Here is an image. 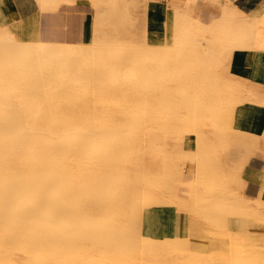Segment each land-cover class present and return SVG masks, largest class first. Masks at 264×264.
Here are the masks:
<instances>
[{
  "label": "bare ground",
  "instance_id": "6f19581e",
  "mask_svg": "<svg viewBox=\"0 0 264 264\" xmlns=\"http://www.w3.org/2000/svg\"><path fill=\"white\" fill-rule=\"evenodd\" d=\"M82 1L92 11L86 40L68 34L65 15ZM34 2L27 16L0 0L13 8L0 11V264H209L212 254L256 264L262 254L246 243V260L235 239L200 251L203 223L190 213L222 217L214 223L226 233H264V195L244 193L264 127L234 125L237 104H264V88L231 69L236 52L264 51V9L168 0L165 40L153 44L148 0ZM178 128L196 130V150L170 144L162 166L147 165L145 146ZM171 152L197 163L189 192ZM161 204L171 207L147 209Z\"/></svg>",
  "mask_w": 264,
  "mask_h": 264
},
{
  "label": "crops",
  "instance_id": "0c3cea01",
  "mask_svg": "<svg viewBox=\"0 0 264 264\" xmlns=\"http://www.w3.org/2000/svg\"><path fill=\"white\" fill-rule=\"evenodd\" d=\"M147 14V40L153 44H161L166 37L165 25L169 18L170 9L168 0H151ZM235 4L246 12L257 10L259 13L264 9V0H233ZM221 3V0H218ZM15 10L25 15L35 11L36 5L32 0V8L21 11L12 0ZM167 3V4H166ZM163 5V6H162ZM203 4L201 7L203 8ZM67 32L71 36L81 35L83 39L89 38L92 11L85 1L69 5L66 11ZM89 17L87 31L86 21ZM160 19V21H159ZM157 23V24H156ZM163 23V24H162ZM158 26V27H157ZM151 30V31H150ZM164 30V31H163ZM151 35V36H150ZM160 36V38H158ZM162 39V40H161ZM164 39V40H163ZM260 52V53H259ZM236 52L231 69L250 80L251 86H262L264 88V51ZM234 125L251 134H259L264 127V104L254 100L245 99L237 104L234 110ZM264 150V146L262 148ZM246 183L244 193L250 197L264 195V156H251L244 170Z\"/></svg>",
  "mask_w": 264,
  "mask_h": 264
},
{
  "label": "rangeland",
  "instance_id": "374dc122",
  "mask_svg": "<svg viewBox=\"0 0 264 264\" xmlns=\"http://www.w3.org/2000/svg\"><path fill=\"white\" fill-rule=\"evenodd\" d=\"M14 1H15L16 6L23 12H26L30 8L33 7L32 6V0H14ZM151 2H152L151 0H148V8H147L148 10H149V5H150ZM12 7H14L13 3H12ZM2 8L3 9H1L0 11H1V13L3 15H5L6 17L11 15V9H13V8H11V7L7 6V5H4V7H2ZM32 12H30V14ZM26 15L28 16V14H26ZM146 24H147V21H146ZM34 28L37 29L38 27L35 25ZM22 33H28V30L24 29ZM158 117H162V116L158 115ZM190 124L194 126V124L192 122ZM177 130L178 131H176V132H172L170 130L168 132H165V133L161 132V133H159V137H158L160 140L157 143H155V142L151 143L150 142V143H148L145 146V149H144L145 152H147V151H149V152L152 151L153 152V154L145 153V155H144L145 161H147L146 162L147 165L148 164L151 165V166L155 165L156 160H157L158 161V165L160 164V166H162L163 163L165 162L162 154H163V152L167 151V148L170 146V144H171L172 151H182L183 149L196 150L195 149L196 148V140L194 139V137L198 136L196 130L195 129H193V130L189 129L188 131H185V130L183 131L182 129H179V128ZM185 132L189 133L192 136L189 137V138L186 137L187 133H185ZM173 142H175L174 145H173ZM241 142H242L243 145L240 147V149H242L244 147L245 143H246V145H249L251 143L248 138H246V140H243ZM170 156H173V160H171V161H173L172 162L173 163L172 166L174 165L173 167H175V169H177L179 172H181L182 175H184V174L190 175V178H191L190 181H189V185L190 186H189V188L187 190L189 192V190H191V188H192V183H193L192 178L195 176V170H196V167H197V163L194 162V161H189V160H187V161L184 160L183 161V160L177 159L179 155L178 154H174L173 152H171ZM172 166H171V168H172ZM25 168L27 170V167H25ZM159 170H160V173H161V172H163L164 169H163V167H160ZM159 176H158V178H160L159 179L160 181L158 179L156 180V183H155L156 187H157V189L161 190V192H163V194H167V192H168L167 190L169 188L168 185H167L168 183L164 180V178H165L164 175H160L159 174ZM157 181H159V184H157ZM162 182H163V185H162L163 188L161 186ZM164 184L167 185V186H165ZM164 186H165V188H164ZM176 186L180 188L179 191L185 192L184 190H186V189H184V186L181 184V180H180L179 185L177 184ZM159 190H158V192L161 193ZM185 196H188V195H185ZM165 207H171V206H169V204H161V205L151 206V207H149L147 209H152V208L163 209ZM190 216H191V218L195 216L201 223H203V227L200 228V233H199V236H202V237L199 238L198 244H197V248H201L202 249L200 251H204L206 253H208V252H210V253H216L217 252L218 253L220 251V248L224 247V245H223V240L224 239H227L228 241H231V240L235 239V240H237L240 243L241 248L243 247L241 256L246 257L245 259L247 260V255L244 254L246 252V250H244L245 249L244 247H246V243H250V244H252L253 250L255 249V251L260 252L262 254V257H257V258L254 259L256 264H260V263L264 264V233H263V231L259 232L257 230V228H255V229L252 228V231L249 229L247 231L248 233L242 235V234H240V232H239V230L237 228L235 229V228H232V227L231 228L227 227V232L228 233H226V231H225V229L223 227H219V226L222 225V221H221L222 217L211 216L212 219H214L213 217H215L216 221L215 220L210 221L209 217L207 218V220L209 219L207 221V220H205L206 218L203 220V218L201 219L198 215H195L194 213H190ZM216 217H217V219H216ZM214 221L217 222V224L219 226H217V224H215ZM188 222H189V219H188ZM236 232H238V234ZM142 234L144 235V233H142ZM223 235H225V237ZM190 246L192 247L191 244H190ZM222 253H223V250H222ZM213 255L214 254H212V256L207 255L209 257V259H210L209 262H211V263H209L207 261V259L204 260V261H207L209 264H213L212 262H214V264L220 263L221 260H219V259L217 260L218 255H216L215 258L213 257ZM185 257H186V254H184L180 258L179 261H182V260L185 261ZM242 259L240 260L241 262L243 261ZM216 261H218V262L216 263ZM249 261L251 262L253 260L251 259Z\"/></svg>",
  "mask_w": 264,
  "mask_h": 264
},
{
  "label": "trees",
  "instance_id": "16d2710c",
  "mask_svg": "<svg viewBox=\"0 0 264 264\" xmlns=\"http://www.w3.org/2000/svg\"><path fill=\"white\" fill-rule=\"evenodd\" d=\"M86 26H87V31H88V27H89V17L87 18Z\"/></svg>",
  "mask_w": 264,
  "mask_h": 264
}]
</instances>
